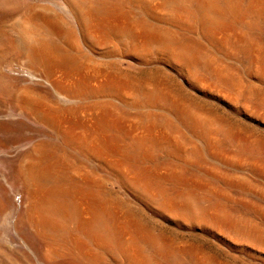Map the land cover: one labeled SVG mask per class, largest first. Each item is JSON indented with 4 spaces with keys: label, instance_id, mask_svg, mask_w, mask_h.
I'll use <instances>...</instances> for the list:
<instances>
[{
    "label": "bare ground",
    "instance_id": "1",
    "mask_svg": "<svg viewBox=\"0 0 264 264\" xmlns=\"http://www.w3.org/2000/svg\"><path fill=\"white\" fill-rule=\"evenodd\" d=\"M58 2L72 24L58 7L11 0L0 21V58L55 98L0 81L18 114L0 122L27 119L55 137L1 132L0 147L15 152L0 188L19 195L9 212L17 238L40 264H222L147 226L109 192L115 183L165 222L264 255V231L231 210L240 201L217 183L264 193L212 165L264 179V139L184 98L165 75L264 124V0ZM122 63L148 70L138 76Z\"/></svg>",
    "mask_w": 264,
    "mask_h": 264
},
{
    "label": "rangeland",
    "instance_id": "2",
    "mask_svg": "<svg viewBox=\"0 0 264 264\" xmlns=\"http://www.w3.org/2000/svg\"><path fill=\"white\" fill-rule=\"evenodd\" d=\"M10 0H3V3L0 5V21L2 25L7 23V19L5 14L7 10V2ZM13 3H16L17 6L23 4L31 5L32 7H38L39 5L44 4L45 6L51 5L55 6L59 9V13H61L64 17L65 21H68L70 24L73 23L71 16L67 12L65 6L59 4L58 0H11ZM15 1V2H14ZM27 1V2H26ZM24 2V3H23ZM29 3V4H28ZM48 4V5H47ZM58 6H57V5ZM123 67L127 68L124 63L121 64ZM129 71L134 73L135 75L142 76L147 73L148 69L139 68L137 66L127 68ZM166 78L171 84L174 85V88L179 92L181 96L184 98L202 106L210 108L216 114L220 115L224 119H226L233 127L240 130L243 133L253 135L254 137L264 139V124L255 120L244 118L242 114H237L234 111L226 110L223 108L218 102L207 98L201 97L197 94H194L192 91L188 90L186 87L182 86L177 78L171 74ZM31 75V76H30ZM10 77L11 85L17 86H30L34 91H38L37 93H41L40 95H44V97L49 100H53L54 94L45 86V84L32 75L28 70L21 67L15 59L11 57H1L0 58V81L8 80ZM14 78V79H13ZM23 79V80H22ZM12 80V81H11ZM26 84V85H25ZM2 92V89H0ZM50 95V96H49ZM192 95V96H191ZM53 97V98H52ZM194 97V98H193ZM0 118L14 116L17 117V112L13 111L12 106L7 102L4 96H0ZM214 101V102H213ZM12 109V110H11ZM7 111V112H6ZM9 112V113H8ZM16 115V116H15ZM242 115V116H241ZM258 123V124H257ZM9 127V128H8ZM8 129L9 131H15L20 134H25V137H37V138H46L54 142L55 137L49 131L44 129L43 127L38 126L35 123L28 121L27 119H21L16 126H7L3 125L0 122V135L4 129ZM17 129V130H16ZM21 131V132H20ZM24 132V133H22ZM31 134V135H30ZM49 134V137H48ZM40 135V136H39ZM1 141V140H0ZM1 145V142H0ZM13 149H2L0 147V172L3 169L8 168L10 165V156L14 154ZM208 161V160H207ZM209 162V161H208ZM8 163V164H7ZM86 163V164H84ZM7 164V165H6ZM213 168L220 173L227 174L233 179H239L241 182H244L250 186L256 187L260 189L264 193V179L258 178L256 175L246 172L243 170H232V168L225 167L219 164H212ZM90 166V167H89ZM83 167H87L93 169V167L87 162H83ZM245 172V173H244ZM249 173V174H248ZM235 175V176H234ZM218 187L223 188L231 198L240 201L239 203L230 204L231 210L233 212H237L241 215L246 216L250 220L258 223L262 230L264 231V220H261L253 211L249 209V206H254L258 209L264 210V199L257 198L250 193L242 192L237 188L226 186L223 183H217ZM109 192L118 199H121L122 202L129 207L131 212H133L136 216H138L143 222L152 229L160 230L164 235L177 242L191 244L198 250L203 251L205 254L212 256L215 261L222 264H264V255L256 254L249 249L245 248L238 249L236 247H228L222 245V241L216 240L217 238L212 237L210 234L198 228H188L184 230V228L180 225L173 222H169L162 220L158 216L152 214V212L145 211L144 208L140 207L134 200L126 195L115 183L110 184ZM236 197V198H235ZM15 199H19V195L17 197H13L9 193H5L0 188V264H40L31 251L28 249L26 244L22 242L20 238H17L15 231L12 229V219L11 212L13 209V203ZM248 202V203H247ZM245 204H247L245 206ZM249 211V212H248ZM157 217V218H156ZM258 217V218H257ZM144 218V219H143ZM161 222V223H160ZM174 224V225H173ZM6 228V229H5ZM182 228V229H181ZM196 229V230H195ZM211 236V237H210ZM245 249V250H244ZM4 262V263H3Z\"/></svg>",
    "mask_w": 264,
    "mask_h": 264
}]
</instances>
